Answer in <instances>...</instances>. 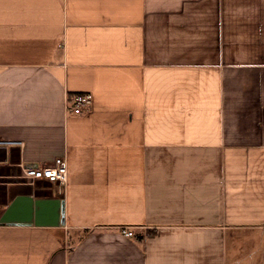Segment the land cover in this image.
I'll use <instances>...</instances> for the list:
<instances>
[{"label": "crops", "instance_id": "crops-1", "mask_svg": "<svg viewBox=\"0 0 264 264\" xmlns=\"http://www.w3.org/2000/svg\"><path fill=\"white\" fill-rule=\"evenodd\" d=\"M0 139V264H264V0H0Z\"/></svg>", "mask_w": 264, "mask_h": 264}, {"label": "built area", "instance_id": "built-area-1", "mask_svg": "<svg viewBox=\"0 0 264 264\" xmlns=\"http://www.w3.org/2000/svg\"><path fill=\"white\" fill-rule=\"evenodd\" d=\"M93 100L89 93H77L69 98L67 109L74 114H82L92 107ZM22 145V142H11L0 139V146L4 145ZM21 179L28 184L33 185L37 181H47L51 184H66L68 182L69 171L65 157H57L53 162L38 165L37 167L22 166ZM122 233L127 237H133L131 230L123 229Z\"/></svg>", "mask_w": 264, "mask_h": 264}, {"label": "water", "instance_id": "water-1", "mask_svg": "<svg viewBox=\"0 0 264 264\" xmlns=\"http://www.w3.org/2000/svg\"><path fill=\"white\" fill-rule=\"evenodd\" d=\"M38 165L37 164H30L28 165V167H37Z\"/></svg>", "mask_w": 264, "mask_h": 264}, {"label": "trees", "instance_id": "trees-1", "mask_svg": "<svg viewBox=\"0 0 264 264\" xmlns=\"http://www.w3.org/2000/svg\"><path fill=\"white\" fill-rule=\"evenodd\" d=\"M151 235H153V234H150V233H149V236H151Z\"/></svg>", "mask_w": 264, "mask_h": 264}]
</instances>
